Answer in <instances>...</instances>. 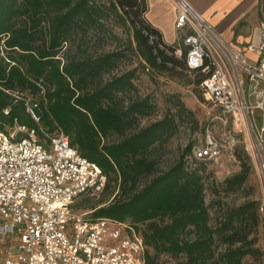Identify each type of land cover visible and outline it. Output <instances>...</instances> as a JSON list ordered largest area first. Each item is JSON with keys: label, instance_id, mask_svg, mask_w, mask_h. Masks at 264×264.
<instances>
[{"label": "trees", "instance_id": "1", "mask_svg": "<svg viewBox=\"0 0 264 264\" xmlns=\"http://www.w3.org/2000/svg\"><path fill=\"white\" fill-rule=\"evenodd\" d=\"M117 9L130 24L147 70L180 68L193 73L199 86L205 75L189 71L184 53L178 59L176 48L165 45L146 22L145 0H108L107 6L95 0H0V130L19 125L39 136L40 128L66 134L81 156L107 175L105 191L112 186L116 192L107 205L92 209L93 218L130 223L146 247L145 264H157L160 255L177 259L176 264H244L245 257L257 259L260 251L250 238V227L256 225L254 202L211 227L202 177L193 168L200 161L192 159L190 145L174 165L138 189L141 179L155 171L145 154L175 134V115L167 113L125 136L136 119L151 110L147 99L131 101L125 108L116 100L118 93L133 89L134 71L103 82L102 76L117 67L120 53L67 56L78 29L102 26L107 11L116 14ZM176 105L179 116L192 115L181 102ZM112 135L120 140L107 142ZM246 178L241 163L240 172L225 183L233 187ZM218 246L223 248L218 251Z\"/></svg>", "mask_w": 264, "mask_h": 264}, {"label": "built area", "instance_id": "2", "mask_svg": "<svg viewBox=\"0 0 264 264\" xmlns=\"http://www.w3.org/2000/svg\"><path fill=\"white\" fill-rule=\"evenodd\" d=\"M175 2L180 34L175 55L184 53L187 69L205 75L199 90L222 122L242 115L253 131L264 178V42L255 51L258 62L249 63L222 43L186 0ZM39 130L41 136L19 125L0 130V264H145L146 247L130 223L75 209L81 198L103 195L107 175L63 132ZM220 153L221 144L206 131L191 157L214 160Z\"/></svg>", "mask_w": 264, "mask_h": 264}, {"label": "rangeland", "instance_id": "3", "mask_svg": "<svg viewBox=\"0 0 264 264\" xmlns=\"http://www.w3.org/2000/svg\"><path fill=\"white\" fill-rule=\"evenodd\" d=\"M95 1L99 5H108V0ZM107 12L109 17L107 21H100L102 26L90 28L87 32L78 29L73 34L67 56L95 57L110 52L120 53L117 67L102 76L103 82L125 72L134 71L133 89L118 93L116 100L125 108L131 101L147 99L151 110L149 115L138 117L125 136L161 120L167 113L175 115V122L178 125L175 134L167 140L156 142L145 154V157L154 164L155 171L153 175L141 179L138 189L147 184L152 176L174 165L186 147L190 145L192 150L194 146L204 144L205 133L209 131L215 141L221 144L220 156L193 165L202 177L209 225L214 228L231 211L254 202L256 225L250 227V238L254 239L253 247L259 249L260 254L255 260L245 257L243 261L244 264H264V178L256 154L252 129L245 123L242 115L237 119L230 117L227 123L222 122L219 110L203 98L195 84L196 77L193 73L180 68L161 72L150 68L147 70L130 24L119 9L116 14ZM176 49H179V46ZM176 57L182 59L178 55ZM177 101L181 102L192 115L182 113L179 116ZM258 113V111L254 113L256 122L261 118ZM119 140L120 137L112 135L106 141ZM241 163L247 169V178L242 184L229 187L225 180L240 172ZM115 194L111 186L99 199L81 198L75 209L85 212L105 206ZM253 221L251 217V226ZM221 248L223 247L218 246V251ZM176 262L177 259L169 255L157 257V264Z\"/></svg>", "mask_w": 264, "mask_h": 264}, {"label": "crops", "instance_id": "4", "mask_svg": "<svg viewBox=\"0 0 264 264\" xmlns=\"http://www.w3.org/2000/svg\"><path fill=\"white\" fill-rule=\"evenodd\" d=\"M186 1L222 43L234 51L242 52L249 63L258 62L260 57L255 51L264 42V0ZM145 4L144 18L160 33L163 43L175 48L179 46L180 34L175 28V0H145ZM240 77L246 82L244 75ZM244 88L246 90V86ZM256 124L259 125L260 121Z\"/></svg>", "mask_w": 264, "mask_h": 264}]
</instances>
